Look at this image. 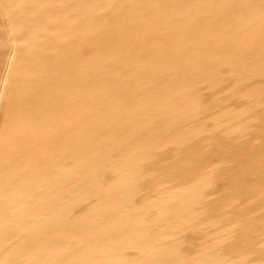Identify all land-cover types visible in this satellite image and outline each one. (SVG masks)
Segmentation results:
<instances>
[{
    "label": "bare ground",
    "instance_id": "1",
    "mask_svg": "<svg viewBox=\"0 0 264 264\" xmlns=\"http://www.w3.org/2000/svg\"><path fill=\"white\" fill-rule=\"evenodd\" d=\"M262 0H0V264H264Z\"/></svg>",
    "mask_w": 264,
    "mask_h": 264
},
{
    "label": "snow or ice",
    "instance_id": "2",
    "mask_svg": "<svg viewBox=\"0 0 264 264\" xmlns=\"http://www.w3.org/2000/svg\"><path fill=\"white\" fill-rule=\"evenodd\" d=\"M262 16H264V0H262ZM262 70H264V68H262ZM194 264V262H193Z\"/></svg>",
    "mask_w": 264,
    "mask_h": 264
}]
</instances>
